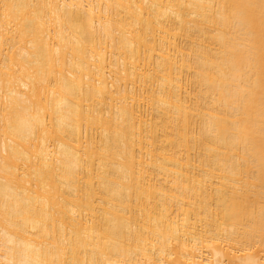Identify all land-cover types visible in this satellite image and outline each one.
<instances>
[{
	"label": "bare ground",
	"instance_id": "obj_1",
	"mask_svg": "<svg viewBox=\"0 0 264 264\" xmlns=\"http://www.w3.org/2000/svg\"><path fill=\"white\" fill-rule=\"evenodd\" d=\"M0 264H264V0H0Z\"/></svg>",
	"mask_w": 264,
	"mask_h": 264
}]
</instances>
